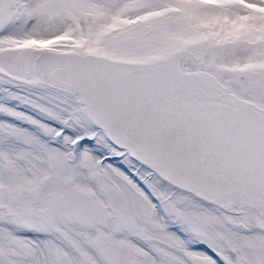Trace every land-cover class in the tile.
Segmentation results:
<instances>
[{
  "label": "rangeland",
  "instance_id": "obj_1",
  "mask_svg": "<svg viewBox=\"0 0 264 264\" xmlns=\"http://www.w3.org/2000/svg\"><path fill=\"white\" fill-rule=\"evenodd\" d=\"M204 2L0 0V209L18 232L0 234V264H30L21 233L41 236L49 264H85L87 242L96 244L86 223L146 224L158 203L167 264H264V220L175 187L107 140L78 93L36 83L31 67L42 50L151 61L186 47L228 90L264 107V7ZM111 237L99 239L104 259L129 264L117 255L123 239Z\"/></svg>",
  "mask_w": 264,
  "mask_h": 264
},
{
  "label": "water",
  "instance_id": "obj_2",
  "mask_svg": "<svg viewBox=\"0 0 264 264\" xmlns=\"http://www.w3.org/2000/svg\"><path fill=\"white\" fill-rule=\"evenodd\" d=\"M203 64L182 47L151 61L42 50L31 67L36 83L78 93L107 140L175 187L222 210L254 208L264 219V107ZM253 77L236 80L249 85Z\"/></svg>",
  "mask_w": 264,
  "mask_h": 264
},
{
  "label": "flooded vegetation",
  "instance_id": "obj_3",
  "mask_svg": "<svg viewBox=\"0 0 264 264\" xmlns=\"http://www.w3.org/2000/svg\"><path fill=\"white\" fill-rule=\"evenodd\" d=\"M156 214L158 218H151V220L144 218L146 224L140 222L142 217L137 219L131 217L129 223L128 220L125 221L119 218L118 221L125 223L122 226H117L113 222V220L117 222V217L116 219L112 217L95 219L92 223H86L85 235L96 239V244L87 242L85 264H96L94 262L99 264H123L118 260L110 262L104 259L109 251L102 247L99 239L111 236L113 239L114 236L123 239V241H120L123 242L121 249L118 250V253L117 251L115 253L118 255L122 252L124 259L125 257L130 258L128 259L129 264H167L168 228L165 226L163 215L158 210ZM152 220H155L157 225H154ZM148 221L149 224H147ZM152 231L156 233H152ZM99 256L104 262H101Z\"/></svg>",
  "mask_w": 264,
  "mask_h": 264
},
{
  "label": "bare ground",
  "instance_id": "obj_4",
  "mask_svg": "<svg viewBox=\"0 0 264 264\" xmlns=\"http://www.w3.org/2000/svg\"><path fill=\"white\" fill-rule=\"evenodd\" d=\"M208 1H220V0H208ZM240 3L244 5L254 6V7H264V3L259 0H238ZM185 70H189L187 67ZM239 208L238 205H234L228 210H233L236 208ZM245 208L249 211H253L260 219L264 220L255 210L254 208H247V207H240ZM9 216L5 215L3 211L0 209V234H6V235H17L18 232H16L13 228V226L10 223ZM20 238L29 245V248L33 251V256L30 259V264H49L47 252L45 251V248L43 246V241L41 236L33 234H20Z\"/></svg>",
  "mask_w": 264,
  "mask_h": 264
},
{
  "label": "trees",
  "instance_id": "obj_5",
  "mask_svg": "<svg viewBox=\"0 0 264 264\" xmlns=\"http://www.w3.org/2000/svg\"><path fill=\"white\" fill-rule=\"evenodd\" d=\"M204 3H206V2H204ZM206 4H208V3H206Z\"/></svg>",
  "mask_w": 264,
  "mask_h": 264
}]
</instances>
